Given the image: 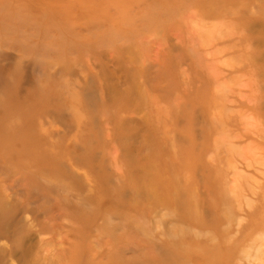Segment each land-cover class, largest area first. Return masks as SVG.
I'll list each match as a JSON object with an SVG mask.
<instances>
[{"label": "rangeland", "instance_id": "374dc122", "mask_svg": "<svg viewBox=\"0 0 264 264\" xmlns=\"http://www.w3.org/2000/svg\"><path fill=\"white\" fill-rule=\"evenodd\" d=\"M0 264H264V0H0Z\"/></svg>", "mask_w": 264, "mask_h": 264}]
</instances>
